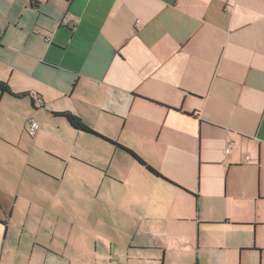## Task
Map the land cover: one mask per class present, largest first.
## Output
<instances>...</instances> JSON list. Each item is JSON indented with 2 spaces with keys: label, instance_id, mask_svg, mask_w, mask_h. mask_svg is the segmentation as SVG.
<instances>
[{
  "label": "crops",
  "instance_id": "crops-1",
  "mask_svg": "<svg viewBox=\"0 0 264 264\" xmlns=\"http://www.w3.org/2000/svg\"><path fill=\"white\" fill-rule=\"evenodd\" d=\"M0 83L30 95L0 92V117L21 114L19 138L13 119L0 123V264H98L83 243L52 246L68 218L79 229L90 212L110 218L115 184L129 244L160 264L186 252L264 264V0H0ZM30 119L39 129L20 146ZM52 130L58 142L37 150ZM115 159L125 178L109 172ZM215 231L226 239L208 243Z\"/></svg>",
  "mask_w": 264,
  "mask_h": 264
},
{
  "label": "rangeland",
  "instance_id": "rangeland-1",
  "mask_svg": "<svg viewBox=\"0 0 264 264\" xmlns=\"http://www.w3.org/2000/svg\"><path fill=\"white\" fill-rule=\"evenodd\" d=\"M3 113L4 115L0 117V123L1 124L5 123V117L13 119L14 129L12 134L16 138H19V133L17 131L18 127L16 125L20 123L19 121L21 119V114L17 112H13L9 109L5 110ZM50 134H52L53 137L52 136L49 137L48 135L45 134L42 136L40 142L37 143V148H38L37 150H39V148H42L44 145H49L52 143L54 144L58 142V139L54 136L56 135V132L52 130ZM20 139L22 141V144L20 146H23L28 141L31 140V137H29L28 134L24 132L23 136H21ZM45 153L47 152L45 151ZM38 154H39L38 152L33 153L31 162L36 161L38 163H43V160L53 162L52 160H50V158L45 156L40 157ZM14 155L16 156V154ZM123 161L124 160H119V159H115L114 161H112L109 172L118 178L119 177L125 178L126 175L129 173V169H128L129 163ZM61 168L63 169L64 166H61ZM36 170H40L44 172L43 170L38 168ZM120 182L121 181H118V183ZM124 189H126L124 185L115 184L112 186V188L109 191L110 192L108 196V198L110 199L109 205L112 206V216L110 218L109 217L102 218V221H100L99 224L94 221L95 214L90 212L89 214L84 215L83 217L85 222H87L86 224H84V229H79L76 227L72 228L70 226L72 224H70V220L68 218L67 222L61 225V230H60V232H65V235L60 234L62 235L61 241H55L52 248L55 249L56 247L58 248L56 250H59L62 244H64V242L67 241L68 242L67 254L71 255V253L76 254L77 252L76 247L79 246V244L83 243L84 258L88 259V261H92V260L96 261L98 264H160L162 253L159 254V252L154 250H149L148 252L136 251L135 249H133L134 245L129 244L130 241L129 234L131 233V231H133V229L131 227H124V225L122 224V221L124 220V216H125L124 201H123ZM106 197L102 196V193H99L97 196V206L102 207L105 204H108ZM87 200H89V203H91V198H87ZM152 201H153L152 199L149 200V205L152 204ZM83 214H86V211H84ZM173 226H174L173 233L177 235L186 234V232H188L189 230L188 229L189 224L179 223V224H173ZM148 230L153 231V227L152 226L148 227ZM194 233L196 234V225L194 228ZM68 234L70 235L69 237L66 238ZM96 234H98V237H94ZM198 236H199V243L203 245L204 241L202 235H199L197 231V240H198ZM225 239H226V235L222 231L210 232L208 233V235H206L205 238V240L208 243H211L212 241H222ZM198 248L200 247L198 246ZM35 250H38V247H35ZM24 251H25L24 247L21 248L20 255L23 254ZM204 253L208 255V257L211 254V252L208 250H206ZM14 255L16 254L14 253ZM238 257H240V254L237 253V257H236L237 261H238ZM170 258H172L174 261L179 260L181 258L180 260L183 261L185 260L186 264H210L209 260H204V257H201L200 261H198L197 259H195V257H193V255L187 252L183 256L182 254H172Z\"/></svg>",
  "mask_w": 264,
  "mask_h": 264
},
{
  "label": "trees",
  "instance_id": "trees-1",
  "mask_svg": "<svg viewBox=\"0 0 264 264\" xmlns=\"http://www.w3.org/2000/svg\"><path fill=\"white\" fill-rule=\"evenodd\" d=\"M0 92L7 94L13 98L16 99H23L26 97H29L30 95L28 93H15L13 92L8 85H6L5 83H0ZM52 115L54 117H63L66 119V121L69 123V125L80 132H84V133H89L95 136H99L97 133H95L94 131H92L89 127H87L79 118H77L76 116H73L70 113H52ZM101 137V136H99ZM102 138V137H101ZM125 151L132 157L134 158L137 162H139L142 166H144L147 170H149L152 174L156 175V176H160L155 170H153L150 166L146 165L137 155H135L134 153H132L129 150Z\"/></svg>",
  "mask_w": 264,
  "mask_h": 264
},
{
  "label": "built area",
  "instance_id": "built-area-1",
  "mask_svg": "<svg viewBox=\"0 0 264 264\" xmlns=\"http://www.w3.org/2000/svg\"><path fill=\"white\" fill-rule=\"evenodd\" d=\"M229 2H230V0H229ZM63 24H64V25H67V26H69V27H71V26L73 25V24H69L68 21H64ZM39 104H40V103H39ZM27 126H28V127H27V129H26V133L28 134L29 137L34 136V135L37 133L38 129H39V124H38L36 121L32 120V119H30V120L28 121V125H27ZM232 145H233V144L231 143V144L229 145V147L225 150V153H226V154L229 152V148H230Z\"/></svg>",
  "mask_w": 264,
  "mask_h": 264
}]
</instances>
